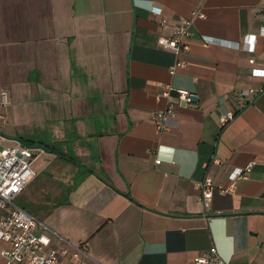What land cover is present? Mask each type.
Masks as SVG:
<instances>
[{"label": "crops", "instance_id": "crops-1", "mask_svg": "<svg viewBox=\"0 0 264 264\" xmlns=\"http://www.w3.org/2000/svg\"><path fill=\"white\" fill-rule=\"evenodd\" d=\"M262 11L264 0H0V139L52 147H33L19 195L45 205L28 212L53 247L84 243L92 264H192L209 247L264 264V76L250 73L264 71V36L244 48ZM160 18L190 20L177 55L156 43ZM168 104L157 130L150 115Z\"/></svg>", "mask_w": 264, "mask_h": 264}, {"label": "built area", "instance_id": "built-area-1", "mask_svg": "<svg viewBox=\"0 0 264 264\" xmlns=\"http://www.w3.org/2000/svg\"><path fill=\"white\" fill-rule=\"evenodd\" d=\"M263 22L257 28L256 35L246 36V50H252L256 36H264V11L261 13ZM162 30H169L167 34H159L156 43L163 49L170 50L174 55L186 49L183 39L189 36L190 20L178 18L173 24L168 25L164 19L158 22ZM252 65L253 59H247ZM182 61L177 60L174 66H179ZM253 76H264L260 68L252 67ZM169 88L161 91V95L169 97ZM252 89L241 90L239 95L252 96ZM6 90H0V104H6ZM190 93L176 91L175 100L189 102ZM174 115V108L168 104L162 109L155 110L150 115V120L157 130L164 128L166 120ZM233 116V110H226L218 116V124L223 126ZM37 152L36 148L21 145L0 149V264H92L86 253L84 243L71 244L61 240L57 247H53L49 236L50 230L26 210L17 206L13 200L26 187L33 177L31 162ZM155 163L159 159L154 160ZM251 166L236 168L229 175L228 188H218L219 192L232 190L235 179L246 173ZM202 189L201 201L206 202L212 193L213 186L209 177H203L198 183ZM192 264H227L215 248L209 247L206 252L197 256Z\"/></svg>", "mask_w": 264, "mask_h": 264}, {"label": "rangeland", "instance_id": "rangeland-1", "mask_svg": "<svg viewBox=\"0 0 264 264\" xmlns=\"http://www.w3.org/2000/svg\"><path fill=\"white\" fill-rule=\"evenodd\" d=\"M10 146H13V145H11V143H10L9 140H7L6 138L0 139V149H4V148L10 147ZM40 156H41V153L37 154V156L35 157L36 160L35 161H32L31 166H30L32 169H35L39 165V159H40L39 157ZM46 171H48V169H46ZM45 175H46V172L44 171L43 173H40L38 176H36L35 177V181H31V184H30L31 188L32 189H36V187L38 186V184L43 182L41 180H42V178H44ZM56 181H57L56 184L60 183L58 180H56ZM54 183H55V181H54ZM60 185H62V184L60 183L57 186H60ZM63 192H65V190L62 188L61 193H63ZM50 193L51 192L48 191V194H50ZM48 199L54 200V198L53 197H50V196L48 197ZM13 202L17 206H20L21 208H23L27 212L29 211L32 214L36 213L37 209H42V207L45 206L43 203H38V202L33 201V200H31L30 202H26L24 200V197L22 195L16 196L14 198ZM58 245H56L55 247H57Z\"/></svg>", "mask_w": 264, "mask_h": 264}, {"label": "trees", "instance_id": "trees-1", "mask_svg": "<svg viewBox=\"0 0 264 264\" xmlns=\"http://www.w3.org/2000/svg\"><path fill=\"white\" fill-rule=\"evenodd\" d=\"M21 144H23V145H25V146H28V147H39V148L43 149V150L46 151V152H50V151H52V150H51V148H52L51 145H49V144H44V143L41 144V142H38V143H37L39 146H37V145H33L32 142H30V141H22Z\"/></svg>", "mask_w": 264, "mask_h": 264}, {"label": "water", "instance_id": "water-1", "mask_svg": "<svg viewBox=\"0 0 264 264\" xmlns=\"http://www.w3.org/2000/svg\"><path fill=\"white\" fill-rule=\"evenodd\" d=\"M195 96H193L192 94H190V96H189V102L188 103H195ZM184 104H187V103H185V102H183Z\"/></svg>", "mask_w": 264, "mask_h": 264}]
</instances>
